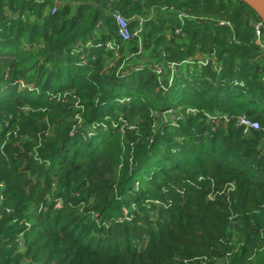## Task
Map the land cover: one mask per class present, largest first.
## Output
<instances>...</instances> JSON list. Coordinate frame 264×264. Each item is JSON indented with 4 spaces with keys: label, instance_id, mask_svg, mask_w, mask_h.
Here are the masks:
<instances>
[{
    "label": "trees",
    "instance_id": "trees-1",
    "mask_svg": "<svg viewBox=\"0 0 264 264\" xmlns=\"http://www.w3.org/2000/svg\"><path fill=\"white\" fill-rule=\"evenodd\" d=\"M59 2L0 0V264H264L259 17Z\"/></svg>",
    "mask_w": 264,
    "mask_h": 264
},
{
    "label": "built area",
    "instance_id": "built-area-1",
    "mask_svg": "<svg viewBox=\"0 0 264 264\" xmlns=\"http://www.w3.org/2000/svg\"><path fill=\"white\" fill-rule=\"evenodd\" d=\"M35 1L41 3V2H44L45 0H35ZM51 1H52L53 6L51 7V9L48 8L47 10L49 11L50 14H55L56 11L58 10V4H60V2L59 0H51ZM113 18L118 27L119 38L124 42L131 40V38L134 35L130 32L128 21L124 19L123 17H121L119 14H114ZM254 30H255L256 42L261 50L262 55L264 56V26L261 23L260 19L259 21L255 22ZM106 47L109 50H112L113 52H117L116 47L113 44V42L107 43ZM199 64L204 65L206 64V62L199 63ZM160 72L161 70L158 68L157 73H160ZM237 122L239 123V127L243 128L244 131L258 129V124L256 122H252L246 119L244 116L240 117Z\"/></svg>",
    "mask_w": 264,
    "mask_h": 264
},
{
    "label": "water",
    "instance_id": "water-1",
    "mask_svg": "<svg viewBox=\"0 0 264 264\" xmlns=\"http://www.w3.org/2000/svg\"><path fill=\"white\" fill-rule=\"evenodd\" d=\"M246 4L260 19L264 26V0H241Z\"/></svg>",
    "mask_w": 264,
    "mask_h": 264
},
{
    "label": "rangeland",
    "instance_id": "rangeland-1",
    "mask_svg": "<svg viewBox=\"0 0 264 264\" xmlns=\"http://www.w3.org/2000/svg\"><path fill=\"white\" fill-rule=\"evenodd\" d=\"M121 65L123 66L124 64H121ZM242 117H243V116H242ZM237 127H238L239 129L242 130V132H243L244 135H246V134H250V133L252 132V130H256V129H252V130H250V131L248 130L249 132H248V131H244L243 128L239 127V123H238V122H237ZM263 145H264V143H263ZM260 148L263 149V147H261V146H260ZM262 154H264V150L262 151Z\"/></svg>",
    "mask_w": 264,
    "mask_h": 264
},
{
    "label": "crops",
    "instance_id": "crops-1",
    "mask_svg": "<svg viewBox=\"0 0 264 264\" xmlns=\"http://www.w3.org/2000/svg\"><path fill=\"white\" fill-rule=\"evenodd\" d=\"M141 26H142V25H141ZM143 29H144V28H143V26H142V28L139 29V30L137 29L136 32L139 33V34H142ZM142 61H143V63H144V61L146 62V58H144ZM142 61H141V62H142ZM160 65H163V63H160Z\"/></svg>",
    "mask_w": 264,
    "mask_h": 264
}]
</instances>
